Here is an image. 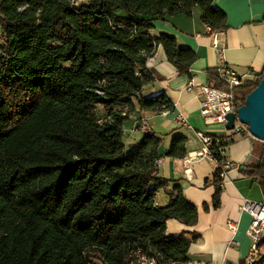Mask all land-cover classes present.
Instances as JSON below:
<instances>
[{
    "label": "trees",
    "instance_id": "1",
    "mask_svg": "<svg viewBox=\"0 0 264 264\" xmlns=\"http://www.w3.org/2000/svg\"><path fill=\"white\" fill-rule=\"evenodd\" d=\"M212 1L0 0V264H131L135 250L155 264L187 261L189 242L166 236L165 224L193 226L196 208L179 189L155 206L167 185L156 176L162 138L146 132L126 148L122 125L173 107L165 94L142 96L157 46L179 74L196 59L172 37L153 38L152 23L197 6L211 32H224ZM263 78L264 68L234 90L237 108ZM206 85L225 89L215 69ZM212 137L220 160L231 136ZM185 143L174 137L166 156L182 159ZM257 169L264 191V147ZM213 183L217 208V169Z\"/></svg>",
    "mask_w": 264,
    "mask_h": 264
},
{
    "label": "crops",
    "instance_id": "2",
    "mask_svg": "<svg viewBox=\"0 0 264 264\" xmlns=\"http://www.w3.org/2000/svg\"><path fill=\"white\" fill-rule=\"evenodd\" d=\"M212 7L226 17V30L217 34L223 49V64L239 76L255 77L264 68V0H213ZM201 22V10L195 6L191 17L175 15L165 21L152 23L150 35L172 37L179 49L191 51L195 61L189 75H182L167 61L163 48L157 46L146 68L154 80L143 88L145 99L165 94L173 107L160 114L134 112L122 125L124 146H133L143 139L146 132L161 137L158 148L156 176L167 181L166 187L156 192L154 204L166 208L181 190L184 199L196 208L197 218L193 226H186L170 219L165 224L168 237L183 235L189 242L187 261L173 264H235L247 256L250 240L246 235L251 218L240 211L244 200L263 202L264 191L257 169L264 143L249 134H231L219 125H206L200 115L202 96L197 89L208 83V73L218 66L211 37ZM192 83L193 89H188ZM182 113L188 126L177 122ZM145 124V132L141 130ZM199 131L210 136H231L232 142L225 148V157L231 163L218 197V207H213L214 162L208 157L192 160L200 144L194 136ZM186 139L185 156L176 159L166 156L172 139ZM227 222L235 224V231L226 228ZM259 259L264 264V241L258 245Z\"/></svg>",
    "mask_w": 264,
    "mask_h": 264
},
{
    "label": "built area",
    "instance_id": "3",
    "mask_svg": "<svg viewBox=\"0 0 264 264\" xmlns=\"http://www.w3.org/2000/svg\"><path fill=\"white\" fill-rule=\"evenodd\" d=\"M84 0H72L73 3L82 2ZM208 33L211 37V46L216 53L218 59V66L215 69L219 79L224 83V90H217L210 88L207 85H199L197 89L202 96V104L200 107V115L206 125H219L225 128L227 123L226 117L228 114H235L237 109V102L234 96V90L242 87L245 83L250 82L254 77L247 78L246 76H239L229 67L223 64V49L219 46L217 40V32H211L210 28H207ZM192 83L188 84V89H193ZM177 122L181 127L188 126L185 117L182 113H178ZM142 131L145 130V124H142ZM233 135H238L247 132V127L240 124L236 119L234 121V127L229 131ZM195 138L200 144V150L198 153L194 154L191 159L195 160L200 157L210 158L214 164L215 169L218 170V177L220 179L219 186L222 185L227 172L231 168V163L225 157V149L220 150V160H217L212 152L210 151V146L213 143V137L202 132H194ZM240 211L247 213L250 218V224L246 231V235L250 240V247L247 256L242 262L235 264H255L258 262L259 253L258 245L264 241V201L263 202H249L244 200L240 206ZM235 224L227 222L226 228L234 232ZM133 260L131 264H155V260L152 258H146L140 252V250H135L132 253ZM92 261V264H100L98 262Z\"/></svg>",
    "mask_w": 264,
    "mask_h": 264
},
{
    "label": "water",
    "instance_id": "4",
    "mask_svg": "<svg viewBox=\"0 0 264 264\" xmlns=\"http://www.w3.org/2000/svg\"><path fill=\"white\" fill-rule=\"evenodd\" d=\"M235 119L247 127L251 138L264 143V78L244 100L242 106L236 109L235 114H228L225 129L231 131Z\"/></svg>",
    "mask_w": 264,
    "mask_h": 264
},
{
    "label": "rangeland",
    "instance_id": "5",
    "mask_svg": "<svg viewBox=\"0 0 264 264\" xmlns=\"http://www.w3.org/2000/svg\"><path fill=\"white\" fill-rule=\"evenodd\" d=\"M94 262H96V261H94Z\"/></svg>",
    "mask_w": 264,
    "mask_h": 264
}]
</instances>
